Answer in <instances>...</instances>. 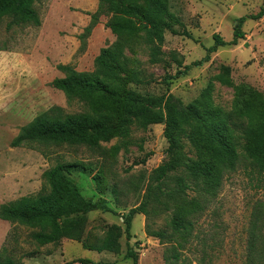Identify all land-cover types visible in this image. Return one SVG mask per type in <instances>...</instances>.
<instances>
[{"label": "rangeland", "instance_id": "374dc122", "mask_svg": "<svg viewBox=\"0 0 264 264\" xmlns=\"http://www.w3.org/2000/svg\"><path fill=\"white\" fill-rule=\"evenodd\" d=\"M99 0H41L34 4L40 25H20L8 29V18L0 20V205L47 191L42 174L57 164L80 163L85 171H72L68 178L85 198L101 197L115 213L91 212L85 216L83 238L95 243L107 231L116 236L112 252L85 250L81 243L61 240L40 246L32 239L33 229L0 221V249L21 259L23 264H78L88 259L101 264H132L125 255V226L121 218L129 209L148 198V216L136 215L131 223L132 249L137 264H243L253 204L264 202V189L257 187L248 168L239 164L223 178L216 197L205 211L192 219V232L183 249L181 239L170 226L172 199L160 195L153 179L161 166L170 169L161 181L162 191L172 190L182 177L192 188L198 182L186 167L205 160L204 137L195 114L201 112L200 96L208 89L216 105L229 111L236 97L259 95L264 102V17L246 19L245 34L236 46L218 48L210 61L191 68L177 79V71L205 56L213 45V35L230 42L236 20L258 13L264 0H168L172 32H164L160 46L148 44L144 33L124 49L123 67L132 82L128 87L141 95H170L171 137H164V125H143L134 119L128 135L85 146L41 145L12 147L21 127L34 118L60 109L62 114L87 112L77 101L69 102L51 83L64 75L58 66L78 72L94 69L102 48L116 38L106 29L101 17L89 34V13L97 10ZM186 33L190 38L184 36ZM158 50L152 58L151 50ZM169 83V84H167ZM242 147L246 144L241 142ZM117 152L113 154V149ZM102 176L101 187L94 180ZM192 197L194 193L187 191ZM155 196L159 202L154 201ZM162 231V239L148 237L146 230ZM177 254V258L175 255Z\"/></svg>", "mask_w": 264, "mask_h": 264}, {"label": "trees", "instance_id": "16d2710c", "mask_svg": "<svg viewBox=\"0 0 264 264\" xmlns=\"http://www.w3.org/2000/svg\"><path fill=\"white\" fill-rule=\"evenodd\" d=\"M41 0H0V20L9 19L8 29L13 26H39L40 20L34 4ZM90 23L85 28L89 34L101 17L107 18L106 29L116 38L115 42L102 48L94 60V69L90 72H78L70 66H58L64 75L55 79L51 86L63 93L69 101L82 103L87 112L62 114L56 108L48 114L34 118L20 128L12 140V147L36 143L41 145L85 146L95 149L101 143L128 135V126L134 119L143 125H164V137L172 141V108L170 95L158 97L145 96L130 89L132 79L123 67L124 49L133 45L144 33L148 44L160 46L164 41V32L171 31L168 0H99L97 10L89 13ZM264 17V4L257 14L236 20L233 38L225 42L219 35H213V45L205 49V56L177 71L165 81L185 75L191 68L201 67L210 61V55L218 48L236 46L245 34L241 31L246 19L253 21ZM184 36L190 38L186 33ZM158 50L153 48L151 56L155 59ZM169 84V83H167ZM201 112L195 114L204 137L203 153L205 160L193 162L186 167L189 174L198 182L192 188L182 177L175 179L172 190L162 191L161 181L170 170L163 165L153 178L160 195L172 199V206L161 202L165 210H171L170 226L181 242L177 248L183 249L192 232V219L202 214L216 197L226 174L234 171L239 164L248 168L264 189V102L259 95L250 98L236 97L229 111L216 105L208 89L200 96ZM241 142L246 144L242 147ZM117 148L113 149V154ZM80 163L57 164L42 174L47 191L35 196H26L0 205V221L8 222L26 229L35 230L31 239L40 246L58 244L61 240L81 243L88 251L112 252L116 246V236L107 231L105 236L95 242L83 238L85 216L91 212L115 213L105 199L85 198L79 188L71 181L72 171H85ZM102 176L94 180L98 188ZM148 198L139 206L129 209L121 215L125 226V255L132 264H137V253L129 244L131 223L136 215L148 216ZM187 191L196 196L190 197ZM154 201L159 202L155 196ZM148 237L162 239V231L146 230ZM248 236L244 242L246 251L243 264H264V202L253 204L249 222ZM177 258V254L175 255ZM73 263L101 264L88 259H77ZM0 264H23L6 254V248L0 249Z\"/></svg>", "mask_w": 264, "mask_h": 264}]
</instances>
